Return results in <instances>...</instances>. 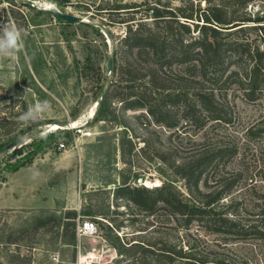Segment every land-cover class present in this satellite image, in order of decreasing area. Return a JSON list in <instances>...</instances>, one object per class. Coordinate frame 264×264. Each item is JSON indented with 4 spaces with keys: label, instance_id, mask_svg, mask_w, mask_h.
Wrapping results in <instances>:
<instances>
[{
    "label": "rangeland",
    "instance_id": "1",
    "mask_svg": "<svg viewBox=\"0 0 264 264\" xmlns=\"http://www.w3.org/2000/svg\"><path fill=\"white\" fill-rule=\"evenodd\" d=\"M14 1L20 12L16 14L20 27L26 32L25 51L18 59L0 57V117L7 116L8 128L12 131L10 137L30 136V142L23 148L27 154L30 150H37L40 144H49L48 150L44 153L39 151L34 160L45 158L48 152L57 158L54 160L57 173L51 184L55 186L56 194L58 191L61 194L55 210H0V238H3L0 241V264H125L126 254L121 255L119 250H123L126 243L143 240L146 243L163 242L162 245H165L168 241L170 245H183L192 238L202 240L200 249L219 255L229 264H264V231L259 238L247 234L242 239H223L195 225L187 235L181 223L177 225L169 219L164 209L147 216L133 205L127 208L126 203L116 200L113 194L127 177L133 184L145 186L148 181L151 186L146 187L150 188L162 183L172 185L187 200H191L184 180L175 175L171 166L206 150L229 145L238 148L239 154L226 159L224 171L230 174L241 172V179L221 205L234 200L244 224L261 219L264 202H260L257 196L264 194V184L260 172L254 169L258 145L249 142L245 133L250 127L264 122V101L246 99L237 82H205L200 86L202 89L227 95L228 124L209 120L206 112H202L205 125L199 128L197 123H190L185 118L183 102L170 99H165L163 107L169 112L165 119L176 123L174 128L156 123L145 108L123 110L117 99H113L106 113L110 117V111H114L116 121H96L97 100L102 90L96 87L95 67L99 66L102 71V84L106 91L120 84V92L124 96L130 93L125 82V78L129 77L126 76L128 64L138 71V74L135 73L138 79L131 84L134 86L131 92L140 95L148 88V79L141 76L153 64L151 59L146 54L139 58L135 50L131 55L122 46L121 39L126 36L127 24L134 23L129 19H144L150 24L154 19L145 7L132 13H117L112 9L116 4L140 3L142 0ZM172 1L179 5L181 0ZM23 2L32 8L22 6ZM8 5L6 0H0V11ZM51 10L81 17L84 21L68 24L48 14ZM248 11L252 17L262 15L264 0H256ZM126 20L129 23H125ZM241 35L264 46V32L247 30ZM116 58L118 65L122 61L128 62L123 70L114 63ZM93 64L96 66L93 67ZM86 68L89 69L86 71ZM184 69L185 65L174 64L170 70L164 68L161 71L162 76L168 74L169 82L166 84L169 90L178 89V77ZM121 70L123 73L120 75ZM119 77L124 78V82ZM185 86L189 85L185 83ZM158 94L153 93V98L148 97L147 100L157 105L162 103ZM38 100H48L51 105L41 119L46 124L17 135V130H25L31 125L21 124L19 115ZM70 126L85 127L92 131V136L74 138ZM4 133L0 128V138ZM144 140L150 142V148L143 153ZM59 142L66 143L67 150L58 149ZM23 160L18 152L7 153L0 161V182ZM218 174H222L221 167L212 168L203 177L201 188L204 192L214 189L207 186L215 184L213 178ZM205 180L208 185H204ZM68 210L90 214L83 218L96 222L98 235L81 237L76 227V243L68 244L65 236L69 237L73 230H64L57 223L51 222L44 229L33 230L38 220L52 214L60 217ZM102 213L108 215L107 219ZM111 220L123 225L120 232L114 229L112 233L103 226L111 225ZM8 234L21 237L19 247L3 243ZM116 235L120 240L116 239Z\"/></svg>",
    "mask_w": 264,
    "mask_h": 264
},
{
    "label": "trees",
    "instance_id": "2",
    "mask_svg": "<svg viewBox=\"0 0 264 264\" xmlns=\"http://www.w3.org/2000/svg\"><path fill=\"white\" fill-rule=\"evenodd\" d=\"M6 1L9 5L0 11V24L14 21L18 26H21L16 16L20 12L13 4L15 1ZM255 1L181 0L180 4L176 5L172 0H142L140 3L116 4L112 9L118 11L117 13H132L138 11L137 8L145 7V11L154 19L151 24L144 19H129L134 23L127 24L126 36L121 39L122 46L131 55L134 50L139 58L146 54L153 64L141 76L142 79H148V88L140 92V95L131 92L134 88L131 84H134L138 79L135 76L138 71L132 69V65L128 64L126 76L129 75V77L125 78V82L131 90L130 93L124 96L120 92V84L114 85L113 90H105V96L95 113V120L116 121L114 111H110V114L112 113L110 117L106 113L110 109L113 99H117L122 104L123 110L145 108L156 123L174 128L176 123L172 124L165 119L169 112L163 107L165 99H170L173 102L182 101L186 112L185 118L190 123H197L196 126L199 128L205 125L202 112H206L209 120L219 124H228L230 121L226 118L229 106L227 95L216 94L215 90L202 89L200 86L205 85V82H237L246 99L251 102L264 101V94H262L264 91V46L253 43L241 35L247 30L264 32V13L252 17L248 11ZM22 6L32 8L26 2H23ZM48 14L68 24L78 23L56 16L52 10ZM129 21L124 22L129 23ZM114 63H117V67L123 70L128 62L122 61L118 65L116 58ZM174 64L185 65V69L178 77L180 82L178 89L171 91L166 84L169 82L168 74L162 76L161 71L164 68L170 70ZM94 65L93 67L96 66ZM88 69L86 68V71ZM95 69L96 87L103 90L105 87L102 84V71L99 66ZM122 70L120 75L123 73ZM119 79L124 82V78L119 77ZM182 83L184 84L182 85ZM185 83L189 86H185ZM197 85L199 87H195ZM156 92L161 98L158 100H162V103H158V105L147 100L148 97L153 98L152 95ZM7 98L12 100L11 96ZM5 117L7 116L0 117V128L5 132L0 138V149L14 141L16 137V135L10 137L12 131L9 130V121ZM45 124V120H40L25 130H17V135L26 134L33 127H42ZM245 135L249 142H256L258 145L254 169L260 172L259 176L264 184V122L247 129ZM143 142L144 147L141 150L144 153L150 148V142L147 140ZM48 145L43 143L37 147V150H30L28 154H32L29 158H27L28 154L23 151L24 146L14 150L24 160L20 166L13 168L10 172L31 165L35 155L39 151L46 152L49 148ZM237 154H239L238 148L224 145L206 150L192 159L172 165L175 175L184 180L191 200H187L172 185L162 183L150 188L138 183L133 184L127 177L115 189L114 198L124 201L127 208L133 205L147 216H153L160 208L164 209L169 215V219H172L177 225L181 223V227L187 232V235L196 225L223 239L230 237L242 239L247 234L259 238L264 231V214L261 219L256 218L251 220L252 222L244 224L240 220L239 208L235 207L234 200L226 205H221L222 201L231 195L236 182L238 183L241 179V172L230 174L228 171H224L226 159ZM217 167H221L222 174L213 178L215 184L212 186L206 184L205 180L204 185L214 189L204 192L201 188L203 177L208 174L209 170ZM257 199L264 202V194L258 195ZM261 211L264 212V207ZM103 214L105 218L108 217L106 213L101 215ZM84 215L90 214L76 210H68L60 217L52 214L38 220L33 230L44 229L51 222L57 223L64 230H73L69 237L66 235L68 238L65 236V239H68L66 240L68 244H74L76 243L77 223ZM111 223L108 226L100 224L112 233L114 229L119 232L122 230L123 225L116 224L113 220ZM8 235L3 243L18 246L21 237ZM116 239L120 240L119 236L116 235ZM1 240L3 241V238H0ZM201 241L199 238H192L191 241H186L183 245H170L168 241L162 245L163 242L157 244V242L146 243L143 240H134L126 243L127 246L124 245V249H120L119 253L126 254L125 264H229L219 255H212L211 252L200 249ZM17 255L19 259V254Z\"/></svg>",
    "mask_w": 264,
    "mask_h": 264
},
{
    "label": "crops",
    "instance_id": "3",
    "mask_svg": "<svg viewBox=\"0 0 264 264\" xmlns=\"http://www.w3.org/2000/svg\"><path fill=\"white\" fill-rule=\"evenodd\" d=\"M5 175L0 182V210H55L61 192L51 184L57 173L51 152ZM48 159V160H47Z\"/></svg>",
    "mask_w": 264,
    "mask_h": 264
},
{
    "label": "clouds",
    "instance_id": "4",
    "mask_svg": "<svg viewBox=\"0 0 264 264\" xmlns=\"http://www.w3.org/2000/svg\"><path fill=\"white\" fill-rule=\"evenodd\" d=\"M26 32L14 21L0 24V57L18 59L25 51ZM51 105L48 100H38L21 113L18 121L27 126L39 122Z\"/></svg>",
    "mask_w": 264,
    "mask_h": 264
},
{
    "label": "built area",
    "instance_id": "5",
    "mask_svg": "<svg viewBox=\"0 0 264 264\" xmlns=\"http://www.w3.org/2000/svg\"><path fill=\"white\" fill-rule=\"evenodd\" d=\"M70 129L73 130L74 138H90L92 136L91 130H86L85 127H73L70 126ZM58 149L65 151L67 150L66 143L59 142ZM77 234L81 237H96L98 235L97 224L91 219H82L78 222L77 225ZM56 259V258H54ZM57 260V259H56Z\"/></svg>",
    "mask_w": 264,
    "mask_h": 264
},
{
    "label": "water",
    "instance_id": "6",
    "mask_svg": "<svg viewBox=\"0 0 264 264\" xmlns=\"http://www.w3.org/2000/svg\"><path fill=\"white\" fill-rule=\"evenodd\" d=\"M52 12L56 16L61 17V18L65 19V20L77 21V22H83L84 21L83 18H81V17L73 16V15H70L68 13H63V12H61L59 10H52ZM100 28L103 30V32L106 33V30L103 27H100ZM112 59H113V52H111L110 59H109L110 60L109 61L110 68L112 66ZM104 96H105V89H103L101 91L100 97L97 100V106L96 107H98L100 105V103L102 102ZM30 139L31 138L28 135L20 136L17 139H15L14 141H12L9 144H7L2 149H0V161L5 157V155L7 153L13 152L14 150H16L18 148H21L22 146L28 144L30 142Z\"/></svg>",
    "mask_w": 264,
    "mask_h": 264
},
{
    "label": "bare ground",
    "instance_id": "7",
    "mask_svg": "<svg viewBox=\"0 0 264 264\" xmlns=\"http://www.w3.org/2000/svg\"><path fill=\"white\" fill-rule=\"evenodd\" d=\"M146 186H151V183H149L148 181L145 183ZM156 185H159L158 183Z\"/></svg>",
    "mask_w": 264,
    "mask_h": 264
}]
</instances>
